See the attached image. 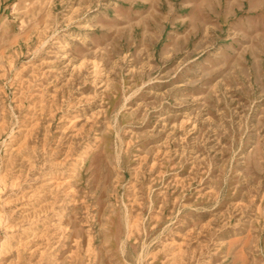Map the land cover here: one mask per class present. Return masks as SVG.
<instances>
[{
    "label": "rangeland",
    "instance_id": "374dc122",
    "mask_svg": "<svg viewBox=\"0 0 264 264\" xmlns=\"http://www.w3.org/2000/svg\"><path fill=\"white\" fill-rule=\"evenodd\" d=\"M0 264H264V0H0Z\"/></svg>",
    "mask_w": 264,
    "mask_h": 264
}]
</instances>
